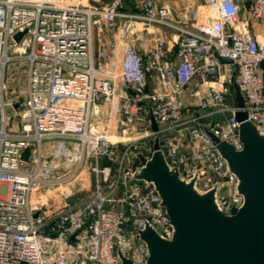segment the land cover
Returning a JSON list of instances; mask_svg holds the SVG:
<instances>
[{"label":"built area","instance_id":"2783aa9c","mask_svg":"<svg viewBox=\"0 0 264 264\" xmlns=\"http://www.w3.org/2000/svg\"><path fill=\"white\" fill-rule=\"evenodd\" d=\"M132 1L123 11L125 0H0V264H121L119 253L146 264L137 230L147 223L172 236L153 184L132 179L134 155L152 152L142 141L149 135L182 179L199 192L215 188L223 213L242 204L206 130L240 150L237 111L264 127V0ZM94 29L113 34L96 52ZM117 48L118 76L133 91L117 104L119 129L139 136L111 143L92 116L116 93L108 64ZM13 63L23 75L20 99L6 96ZM84 170L93 189L80 198L72 190Z\"/></svg>","mask_w":264,"mask_h":264},{"label":"water","instance_id":"95a60500","mask_svg":"<svg viewBox=\"0 0 264 264\" xmlns=\"http://www.w3.org/2000/svg\"><path fill=\"white\" fill-rule=\"evenodd\" d=\"M22 33L14 36L18 41ZM234 104L243 105L238 86L233 84ZM133 95V91L129 90ZM16 107V104L14 105ZM242 148L236 150L211 131L207 135L228 169L237 178V192L243 202L223 213L215 199V188L199 192L193 180L180 177L177 168L170 167L159 149L158 137L152 142L147 158L136 153L140 166L132 179L153 184L161 206L172 226L170 239L161 237L145 223L137 230V238L147 247L146 264H264V127L244 121L242 111L235 113ZM151 129L157 124L149 114ZM29 148L22 159L27 160ZM121 264H132L119 253Z\"/></svg>","mask_w":264,"mask_h":264},{"label":"rangeland","instance_id":"374dc122","mask_svg":"<svg viewBox=\"0 0 264 264\" xmlns=\"http://www.w3.org/2000/svg\"><path fill=\"white\" fill-rule=\"evenodd\" d=\"M96 1L97 0H93V2ZM133 8H134L133 1L125 0L124 5L122 6V10L128 11V10H132ZM111 39H112L111 32H109L108 30L94 29L93 45L95 49L98 47V45L104 47ZM119 62H120V58H119ZM20 69H21V65L18 63H13L8 66L7 90H6V96L8 98L18 97L20 99L23 95V89H24L23 75L20 72L14 71V70L19 71ZM108 69L111 70L110 68ZM96 109L97 112L96 113L93 112V116H92L93 127L102 138L108 140L109 137V139L111 140L113 139L114 141L126 142L136 139L139 136V134H122L121 129H119L120 120L117 111V102L113 101V99L110 101H99L96 105ZM6 110H7V114L9 116H12L11 110L9 108H7ZM11 123L12 125H18L19 124L18 117H12ZM111 136H113L114 138ZM119 136L127 137L128 140L123 139ZM142 141L145 143V147L148 148L150 145H152L153 136L149 135L147 137H144L142 138ZM107 163L108 161L106 159L104 158L99 159V165H105ZM81 179H82L81 183L77 187H74L72 191L73 193H78L77 195L80 198L89 197L93 189V174L90 172V170H84Z\"/></svg>","mask_w":264,"mask_h":264},{"label":"crops","instance_id":"0c3cea01","mask_svg":"<svg viewBox=\"0 0 264 264\" xmlns=\"http://www.w3.org/2000/svg\"><path fill=\"white\" fill-rule=\"evenodd\" d=\"M246 3V2H245ZM111 37H113V34L111 33ZM152 44L151 40H146L144 43L140 44V46L138 47L140 53L142 55L146 54V50L149 48V46ZM101 48V45H98V47L95 49L94 48V52H96L98 49ZM173 51H171L172 54H174V49H172ZM115 55L117 56V61L115 63H109L108 64V68L111 69V71L113 73H115L117 75L116 79H115V87H116V93L113 97V101H116L117 104L120 101V97L123 96L124 94H130L128 89H126V87L122 84L121 80L119 79L118 75L120 73V62H119V58L121 59V52L119 50V48L116 49V51L114 52ZM115 64V65H113ZM184 100L186 105L190 102V99L188 98V96L185 94L184 95Z\"/></svg>","mask_w":264,"mask_h":264},{"label":"bare ground","instance_id":"6f19581e","mask_svg":"<svg viewBox=\"0 0 264 264\" xmlns=\"http://www.w3.org/2000/svg\"><path fill=\"white\" fill-rule=\"evenodd\" d=\"M94 113H96L97 112V109H96V106L94 107V111H93ZM111 137H113V136H111ZM119 137H121V136H119ZM114 138V137H113ZM121 138H123V139H126V140H128V138L127 137H121ZM113 140V139H112ZM111 139H109V137H108V141H110L111 143H119V142H123V141H112ZM126 140H124V141H126Z\"/></svg>","mask_w":264,"mask_h":264}]
</instances>
